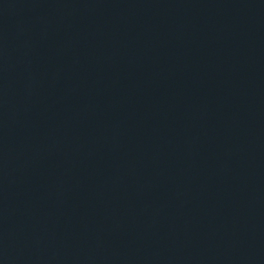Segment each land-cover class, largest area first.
<instances>
[{"label": "water", "instance_id": "95a60500", "mask_svg": "<svg viewBox=\"0 0 264 264\" xmlns=\"http://www.w3.org/2000/svg\"><path fill=\"white\" fill-rule=\"evenodd\" d=\"M0 264H264V0H0Z\"/></svg>", "mask_w": 264, "mask_h": 264}]
</instances>
